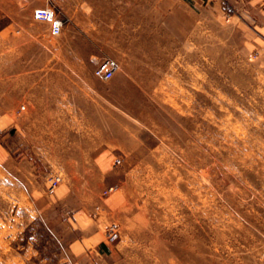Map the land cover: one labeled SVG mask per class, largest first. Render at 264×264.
Returning a JSON list of instances; mask_svg holds the SVG:
<instances>
[{"label": "rangeland", "instance_id": "1", "mask_svg": "<svg viewBox=\"0 0 264 264\" xmlns=\"http://www.w3.org/2000/svg\"><path fill=\"white\" fill-rule=\"evenodd\" d=\"M22 1L0 0V264H67L31 203L43 189L85 192L94 220L119 229L77 264H264V37L252 23L224 2L196 43L147 61L132 29L112 45L68 36L89 11L77 0ZM45 7L58 37L33 18ZM98 56L118 67L109 81L93 75ZM114 194L125 208L112 218Z\"/></svg>", "mask_w": 264, "mask_h": 264}, {"label": "crops", "instance_id": "2", "mask_svg": "<svg viewBox=\"0 0 264 264\" xmlns=\"http://www.w3.org/2000/svg\"><path fill=\"white\" fill-rule=\"evenodd\" d=\"M77 1L80 7L86 6L89 11L83 13L79 10L76 18L70 20L72 28L70 31L68 26V36L109 38L112 45L115 39L123 37L132 29L135 37L143 39L139 41L138 46L146 49L145 60L147 61L154 57L153 54L166 51L168 46L181 47L184 44L190 46L196 43L198 32L205 24L221 21L224 14L222 8L224 2L235 6L239 19L252 23L258 36L264 37V0ZM34 2V0L27 1L26 5ZM67 3L69 9V0ZM63 4L66 6V0H63ZM119 23L128 24L119 26ZM148 53L151 55L149 56ZM101 56H104V53ZM101 56H98L99 61L111 59ZM99 171L103 170L99 169ZM75 191L56 190L48 193L43 189L31 199L34 212L43 219L45 229L65 248L67 264L87 261L93 258L94 253L104 254V249L107 247L103 225L94 220L92 207L83 205L84 203L80 200L85 192ZM75 194L79 197L78 205L72 199ZM122 199L120 194L110 196L103 209L112 213L110 215L113 218L115 213L118 214L125 208V202Z\"/></svg>", "mask_w": 264, "mask_h": 264}, {"label": "built area", "instance_id": "3", "mask_svg": "<svg viewBox=\"0 0 264 264\" xmlns=\"http://www.w3.org/2000/svg\"><path fill=\"white\" fill-rule=\"evenodd\" d=\"M33 18L35 21L46 24L48 26V32L53 37H58L62 33L63 21L52 8H37L33 11ZM117 71L116 63L111 59H103L97 63L95 69L93 70L94 77L102 80H111ZM115 164H119L120 160L115 159ZM59 177H51L50 180V191L59 183ZM114 188H109L104 191V196L110 194ZM104 238L108 243H113L119 239V229L117 225L111 224L104 229Z\"/></svg>", "mask_w": 264, "mask_h": 264}]
</instances>
